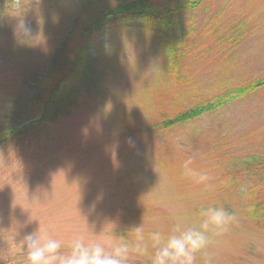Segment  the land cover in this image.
Masks as SVG:
<instances>
[{
    "label": "rangeland",
    "instance_id": "rangeland-1",
    "mask_svg": "<svg viewBox=\"0 0 264 264\" xmlns=\"http://www.w3.org/2000/svg\"><path fill=\"white\" fill-rule=\"evenodd\" d=\"M131 1L14 0L4 7L0 131L36 118L29 107L16 118L21 99L39 93L28 82L54 63L66 64L65 58L70 63L82 31ZM160 1L162 8L184 5ZM184 21L167 36L135 29L103 37L95 91L60 103L43 133L0 144V264H28L21 241L38 229L64 250L79 236L131 244L133 226L143 223L146 238L152 231L167 234L177 224L197 225L199 209L213 205L238 222L210 237L212 264H264V222L258 228L252 216L253 202H264V192L253 187L264 167V88L160 130L264 78V0H212ZM189 158L210 177L207 185L183 175ZM130 264L150 260L131 257Z\"/></svg>",
    "mask_w": 264,
    "mask_h": 264
},
{
    "label": "trees",
    "instance_id": "trees-1",
    "mask_svg": "<svg viewBox=\"0 0 264 264\" xmlns=\"http://www.w3.org/2000/svg\"><path fill=\"white\" fill-rule=\"evenodd\" d=\"M159 1L135 0L128 2L101 14L87 26L82 31L81 41L77 45L73 60L68 63L67 58H65L66 64L54 66L52 68V77H45L47 74H44L45 81L39 80L37 82L36 79L33 80L47 87V92L43 97L44 114L42 120L22 131L8 136H1L0 144L13 143L15 141L25 142L33 136L43 133L47 124L55 122L56 115L60 110V103H73L81 94L88 95L95 91L101 76L97 68V58L101 53H104V49L98 44L103 37L115 31L135 29L167 36L170 32L185 26V15L199 9L205 2L212 0H180L184 1V5L176 8H162L157 4ZM5 2L6 0H0V12L5 8H10L14 0H9L7 5L4 4ZM93 53H96V55H93ZM263 88L264 78L248 83L235 91L219 96L215 101H209L182 113L174 120L165 123L162 128L170 129L194 121L208 113L216 112L223 106L234 103L239 99L247 98ZM259 173L260 175L253 179L257 180L253 187L257 192H264V168L260 169ZM243 182V180H239L236 185H241ZM252 216L258 228L261 227L264 222V202H253Z\"/></svg>",
    "mask_w": 264,
    "mask_h": 264
},
{
    "label": "clouds",
    "instance_id": "clouds-1",
    "mask_svg": "<svg viewBox=\"0 0 264 264\" xmlns=\"http://www.w3.org/2000/svg\"><path fill=\"white\" fill-rule=\"evenodd\" d=\"M183 175L196 184L207 185L210 177L193 166L192 158L183 163ZM199 223L182 227L177 224L170 233H146L143 223L128 232L133 242H86L75 237L68 250L59 240L40 229L24 236L21 243L28 264H130L131 257H148L150 264H212L209 251L211 236H220L237 223V216L224 207L205 206L199 209ZM150 241V243H149Z\"/></svg>",
    "mask_w": 264,
    "mask_h": 264
}]
</instances>
